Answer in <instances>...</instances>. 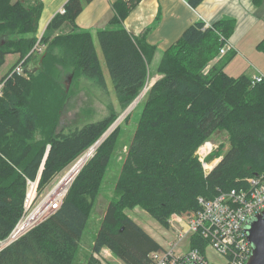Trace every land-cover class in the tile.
Listing matches in <instances>:
<instances>
[{
  "label": "trees",
  "instance_id": "16d2710c",
  "mask_svg": "<svg viewBox=\"0 0 264 264\" xmlns=\"http://www.w3.org/2000/svg\"><path fill=\"white\" fill-rule=\"evenodd\" d=\"M31 1V2H30ZM92 0H69L64 13L55 15L38 36L40 0H0V67L17 54L23 74L9 73L1 80L0 96V240L6 238L22 215L26 180L42 191L64 169L108 131L118 118L113 112L97 122L64 132L58 130L68 91L61 88L68 71L71 79L84 78L98 87L104 79L89 32L75 25L83 7ZM141 0H118L107 27L96 33L111 78L115 98L126 109L138 97L148 77L155 47L145 33L131 35L123 22ZM204 0H187L196 9ZM262 0H253L260 5ZM64 26L69 32L58 33ZM190 25L168 47L156 68L159 76L123 119L139 109L133 135L91 245L86 264L103 251L123 264H149V255L161 250L143 228L126 214L136 207L161 227L171 215L199 210L198 198L213 199L219 192L245 186V179L264 176V81L251 84L245 74L225 72L219 56L234 30L224 18L204 28ZM57 33V34H56ZM44 47L41 53L35 45ZM257 48L264 51V39ZM34 63V73L26 67ZM58 71V72H57ZM121 121V122H122ZM120 122V123H121ZM119 123V124H120ZM98 145L74 178L58 211L0 253V264H73L108 164L119 142L120 125ZM226 133L223 145L206 158H220L204 174L195 153L215 133ZM191 248L204 253L199 236Z\"/></svg>",
  "mask_w": 264,
  "mask_h": 264
},
{
  "label": "built area",
  "instance_id": "2783aa9c",
  "mask_svg": "<svg viewBox=\"0 0 264 264\" xmlns=\"http://www.w3.org/2000/svg\"><path fill=\"white\" fill-rule=\"evenodd\" d=\"M59 13L63 14L64 9H60ZM209 26L205 24L204 28ZM41 49L42 47L37 44L33 48L38 53ZM229 49L230 44L227 41L226 45L220 49L219 56L225 55ZM23 71V61H21L14 66L11 73L22 75ZM262 81L264 77L255 76L251 79V84ZM2 86L3 83L0 84V96ZM212 148V144L206 142L195 153L204 174L212 169L208 167L209 163L205 160ZM71 171L72 169L38 202H35L38 181L26 180L22 215L8 236L0 240V253L60 209L77 175L68 178ZM64 178H66L65 181ZM197 201L198 211L186 217L176 214L170 216L168 223L176 232L175 238L165 248L152 252L149 255V264H210L204 254L207 248L221 256L225 260L224 264H247L251 255V246L245 229L250 219L264 211V176L257 175L245 179L244 187L219 192L211 200L198 198ZM196 235L206 244L203 254L190 246L191 237ZM185 239L188 240V249L178 253V247ZM103 255L102 253L94 255V258L100 264H107L104 258H101Z\"/></svg>",
  "mask_w": 264,
  "mask_h": 264
},
{
  "label": "rangeland",
  "instance_id": "374dc122",
  "mask_svg": "<svg viewBox=\"0 0 264 264\" xmlns=\"http://www.w3.org/2000/svg\"><path fill=\"white\" fill-rule=\"evenodd\" d=\"M15 1V0H12ZM34 1V0H32ZM31 2V1H30ZM42 34V33H41ZM40 37V35H38ZM93 37V44L95 47V51L98 57V61L100 64V68L102 71V76L104 79V86L98 87V85L94 84L92 81L78 78V79H71V76L68 77V71L61 70L58 72L64 75V79L62 84H60L65 91H68L67 99L64 101L63 105V112L60 117V124L58 130L64 127V132L72 131L74 128H81L84 124L97 122L102 119L109 117L113 112L116 114L117 118L126 110L119 106L116 98L115 93L113 90L111 78L108 73V69L106 67L105 61L101 54V50L95 35ZM44 50V47L40 50L41 53ZM261 54L264 55V51L259 50ZM220 52V51H219ZM259 53V52H258ZM234 51L227 52L224 61L228 66L227 71L230 73L231 76L237 77L241 75L243 70H246L248 74L250 71L261 67V62L254 59L253 56L249 57L251 63H245L244 60H234L235 58ZM257 56H260L257 54ZM219 57V54H218ZM158 64V59L153 60L150 62L148 67V77L146 79L145 85L143 89L140 91L139 95L144 91L149 89L150 85L153 84L158 77L155 76L156 68ZM11 61L10 58H6V62L4 65L0 67V84L2 83L1 80L6 76L8 71L10 70ZM34 63H29L26 67V71L28 73H34ZM12 69V68H11ZM262 77H264L262 75ZM159 79V78H158ZM144 93V95H145ZM138 95V96H139ZM144 97V96H143ZM141 98L138 103L142 101ZM139 116V109L135 111L132 116L130 117L129 121L126 123L122 121L119 125L121 129V134L119 138V142L113 153V156L108 164L107 170L105 172V176L101 185V190L94 202L93 209L89 215L87 226L83 232L81 240L79 242L78 254L75 258L73 264H86L89 256L91 255V245L94 240L95 233L97 232L100 221L104 215L105 209L107 204L112 201L114 198V184L116 182L117 176L119 174V170L121 167V161L125 155L126 149L125 145H127L133 135L137 120ZM111 132V131H110ZM109 132V133H110ZM213 148L211 154L213 155L217 150L218 147L223 145V150L221 154H223L228 149V140L226 133H215L209 141ZM79 157L73 164L69 167L64 169L61 173H59L52 181V183L47 186L45 189L40 191L37 188V199L35 202L40 201L42 197H44L50 189L56 185L61 178L68 172L70 169L74 167L76 162L80 159ZM206 160V159H205ZM219 158L213 157L209 164H213V167L219 162ZM211 169V170H212ZM210 172V171H209ZM78 174V173H77ZM37 180V179H36ZM70 188V187H69ZM127 216H129L133 221H135L141 228H143L150 236L155 238L161 247H166L168 243H170L175 238V230L171 228L170 224L168 223V228L161 227L155 220H153L146 212L141 210L140 208L136 207L131 210L125 211ZM182 217H186V214L181 215ZM169 221V219H168ZM188 249V240L185 239L181 245L178 247V253L184 252ZM103 252L104 261L107 264H123L115 257H113L109 251ZM205 258L210 264H224L225 260L217 255L213 250L207 248L205 251Z\"/></svg>",
  "mask_w": 264,
  "mask_h": 264
},
{
  "label": "crops",
  "instance_id": "0c3cea01",
  "mask_svg": "<svg viewBox=\"0 0 264 264\" xmlns=\"http://www.w3.org/2000/svg\"><path fill=\"white\" fill-rule=\"evenodd\" d=\"M40 1L42 11L38 20V35L43 33L55 15L60 14V9H64L69 0ZM116 1L118 0H92L86 4L75 20L77 29L96 36L99 30L107 27L113 16L112 4ZM224 18L234 20V30L228 40L230 51L236 54L234 60H244L250 64L249 57L255 55L254 59L261 62L260 68L248 74L243 70L241 74H245L249 79L264 76V55L257 48L258 43L264 39V0L260 5H255L253 0H204L196 9H192L187 0H141L124 20L123 27L135 37L145 33L146 42L155 47L152 61L158 59L159 63L163 52L174 44L190 25L199 21L212 25ZM67 32L69 27L64 26L58 33ZM7 57L10 58L11 69L17 62L18 55H7L4 63ZM224 69L230 75L227 65ZM155 76L159 78L156 74ZM38 178L39 176L37 181ZM103 252L107 254L106 250Z\"/></svg>",
  "mask_w": 264,
  "mask_h": 264
},
{
  "label": "water",
  "instance_id": "95a60500",
  "mask_svg": "<svg viewBox=\"0 0 264 264\" xmlns=\"http://www.w3.org/2000/svg\"><path fill=\"white\" fill-rule=\"evenodd\" d=\"M150 86H152V84ZM132 104L126 108V112L130 111ZM116 122L117 121H115L111 127H113ZM111 127L109 129H111ZM114 128H116V126ZM103 137H105V134L100 139ZM245 232L251 246V255L247 264H264V211L249 220Z\"/></svg>",
  "mask_w": 264,
  "mask_h": 264
},
{
  "label": "bare ground",
  "instance_id": "6f19581e",
  "mask_svg": "<svg viewBox=\"0 0 264 264\" xmlns=\"http://www.w3.org/2000/svg\"><path fill=\"white\" fill-rule=\"evenodd\" d=\"M144 91L137 97L136 101L132 104L130 111L136 107L138 101L143 98L144 96ZM129 111V112H130ZM129 112H123V114L116 120L117 122L113 125V127H111V129H109L106 133H105V137H103L102 139H99L95 145H93L92 147H90L88 150H86V152L81 156V158L76 162V164L74 165V167L72 168V171L69 173L68 178H72L74 177L83 167V165L87 162V160L92 156L93 152L95 151V149L98 147V145L109 135L110 131H113L115 128V126L117 127V125L122 121V119L129 113ZM211 166H213V164H209L208 167L211 168ZM66 180V178H64V181Z\"/></svg>",
  "mask_w": 264,
  "mask_h": 264
}]
</instances>
